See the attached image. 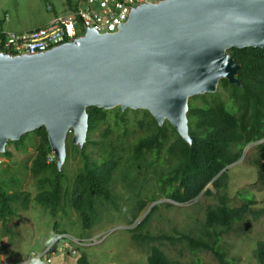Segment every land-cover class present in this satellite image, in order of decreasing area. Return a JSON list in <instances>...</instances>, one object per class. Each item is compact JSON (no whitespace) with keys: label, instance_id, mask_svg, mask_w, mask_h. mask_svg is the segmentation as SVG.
Returning <instances> with one entry per match:
<instances>
[{"label":"trees","instance_id":"trees-1","mask_svg":"<svg viewBox=\"0 0 264 264\" xmlns=\"http://www.w3.org/2000/svg\"><path fill=\"white\" fill-rule=\"evenodd\" d=\"M228 53L239 65L236 76L239 85L221 79L215 93L188 99L187 125L191 145L185 143L167 122L158 126L147 111H121L119 108L106 111L96 107L86 109L87 134L81 149L71 144L70 136L67 138L65 161L59 170L54 159L48 160L51 149L44 128L23 135L16 142H8L14 152H20L26 147V140L30 143L31 137L36 138L34 156L29 166L23 164L34 181L36 193L31 197L29 191L23 190L22 180L10 173L9 165L2 167L0 163L1 224L16 217L18 209L27 211L30 203H35L52 218L58 214L66 215L69 209L77 215L81 230H90L101 211L110 207L117 209L114 201L118 199L114 189L117 182L131 192L129 197L134 200L136 212L162 199L186 204L196 200L201 193L214 196L218 203L207 207L204 228L222 229L219 233L227 231L246 214L254 219L264 215V208L253 209L255 201L252 198L237 208L226 205V195L219 191L226 187L228 169L215 179L224 168L241 158L246 146L264 140V48H231ZM126 113L134 120L135 127L130 132ZM111 121L113 124L109 125ZM136 130L137 135H130ZM128 135L132 137V143L127 142ZM0 156L10 160L13 154L5 149ZM76 158V170L70 179L67 167ZM254 164L257 180L264 189V143L256 147ZM147 180L153 184L147 186ZM209 184L214 193L207 188ZM165 206L170 207L169 204ZM156 209L155 204L129 231L135 245L148 247L146 264H172L153 243L161 245L162 241H168L173 244L177 240L185 241L188 250L210 252L218 264L229 263L224 252L217 249L216 230L212 235L205 234L207 240L190 236L176 240L163 235H142L140 232ZM135 219L131 212L129 223ZM52 229L55 236L64 232L58 230L57 222ZM78 250L75 264H92L82 248ZM254 258L257 264H264V241L256 243Z\"/></svg>","mask_w":264,"mask_h":264},{"label":"water","instance_id":"water-1","mask_svg":"<svg viewBox=\"0 0 264 264\" xmlns=\"http://www.w3.org/2000/svg\"><path fill=\"white\" fill-rule=\"evenodd\" d=\"M231 48H264V0H162L133 8L114 33L0 52V154L44 128L59 170L67 136L78 149L86 141L89 107L147 111L191 145L188 99L215 93L221 79L239 85Z\"/></svg>","mask_w":264,"mask_h":264},{"label":"rangeland","instance_id":"rangeland-1","mask_svg":"<svg viewBox=\"0 0 264 264\" xmlns=\"http://www.w3.org/2000/svg\"><path fill=\"white\" fill-rule=\"evenodd\" d=\"M63 0H0V26L8 17V24L12 30L31 31L48 24L53 18L52 11L46 9L47 4L54 8L55 14L63 12L61 2ZM197 103V101H194ZM136 111V110H135ZM131 114L126 113L128 130H134V120ZM112 116L110 115V119ZM112 120V119H111ZM113 121L109 122L112 125ZM138 130L130 135H137ZM98 135V132L95 134ZM128 135L127 142L132 143V137ZM71 137V134L67 136ZM34 146L25 141L26 147L20 152H14L11 145L5 149L12 152L10 160L0 156L2 167L9 165L10 173L22 180V188L29 191L33 197L36 193L34 181L30 174L23 168L26 163L29 166L35 153L36 138L31 137ZM66 138V141H67ZM257 144L253 143L245 147L241 159L231 165L227 171L226 187L219 194L226 195V205L228 207H239L248 198L255 201L253 209L264 208V189L257 180L256 159ZM51 157L54 155L50 154ZM49 156V157H50ZM50 159V158H48ZM54 159V158H53ZM78 159L70 161L67 167V175L73 177ZM148 182L153 184L152 182ZM213 193L210 185L207 186ZM115 192L118 199H114L117 209L112 207L101 211L98 220L90 230L82 231L77 215L67 209L64 216L57 215L52 218L49 213L35 203H30L29 210L18 209L17 216L8 220L5 225L0 222V263L3 261L19 260L26 253L33 252L41 254L44 248L55 244L57 252H63L66 242L58 239L55 241L53 224L57 222L59 235L71 236L82 240V248L87 260L92 264H146L148 254L147 246L135 245L129 232L134 229L144 218L150 207L157 205V209L150 215V220L140 233L148 234L152 237L160 235L179 239L182 236L192 238H206L205 234H211L216 230L218 234L217 249L224 252V258L228 264H257L254 258L256 243L264 241V215L253 218L246 214L242 220L232 223L227 231L219 233L222 229H205L204 217L207 207L218 203L214 196H206L201 193L196 200L186 204H175L168 200L147 205L140 212L135 211V203L129 195L131 192L123 189L120 183L115 184ZM150 194V192H147ZM169 204L170 207L165 205ZM136 217L132 224L129 223L131 212ZM54 239V240H53ZM214 239V238H213ZM153 245L159 247L162 252L171 260L172 264H218L214 256L207 251L188 250L186 242L178 240L173 244L168 241L154 242ZM74 257L66 258L64 264H75ZM55 260V258L53 259Z\"/></svg>","mask_w":264,"mask_h":264},{"label":"built area","instance_id":"built-area-1","mask_svg":"<svg viewBox=\"0 0 264 264\" xmlns=\"http://www.w3.org/2000/svg\"><path fill=\"white\" fill-rule=\"evenodd\" d=\"M66 0L61 2L63 12L54 14L48 24L41 28L22 33L0 32V52L9 55H33L53 47L75 41L92 29L99 34L114 33L127 21L132 9L155 4L162 0ZM46 9L51 10L47 4ZM53 160L54 157H49ZM59 243H67L63 252L54 250L55 244L46 246L41 254L26 253L19 260L3 261L0 264H64L66 258H78L77 248L84 245L82 240L71 236H53ZM53 239V240H54ZM81 244V245H80ZM55 258V260H53Z\"/></svg>","mask_w":264,"mask_h":264},{"label":"crops","instance_id":"crops-1","mask_svg":"<svg viewBox=\"0 0 264 264\" xmlns=\"http://www.w3.org/2000/svg\"><path fill=\"white\" fill-rule=\"evenodd\" d=\"M50 11H52L53 15L55 14V11H54L53 7H51ZM5 21H6V23H4L2 26H0V32H13V33H22V32H24L23 30H19V29L12 30L11 29L12 27H10V25L7 22L8 21V17L7 16L5 17Z\"/></svg>","mask_w":264,"mask_h":264},{"label":"bare ground","instance_id":"bare-ground-1","mask_svg":"<svg viewBox=\"0 0 264 264\" xmlns=\"http://www.w3.org/2000/svg\"><path fill=\"white\" fill-rule=\"evenodd\" d=\"M53 153V152H52ZM54 155V154H53Z\"/></svg>","mask_w":264,"mask_h":264}]
</instances>
